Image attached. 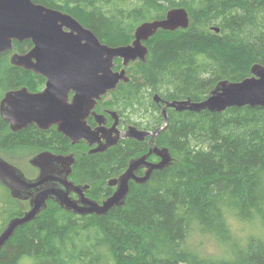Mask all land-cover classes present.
<instances>
[{
  "label": "trees",
  "instance_id": "trees-1",
  "mask_svg": "<svg viewBox=\"0 0 264 264\" xmlns=\"http://www.w3.org/2000/svg\"><path fill=\"white\" fill-rule=\"evenodd\" d=\"M34 1L72 14L111 46L130 43L141 23L164 18L171 8L188 10L189 27L159 30L150 39L147 62L132 64L131 80L114 93L116 108L151 130L165 123L155 94L200 101L219 81L243 80L254 64L264 65V0ZM30 46L15 43L16 50ZM35 79L0 54V99L12 88L36 89ZM167 115L157 142L170 148V166L134 184L123 206L100 216L50 204L18 228L0 252V264H264V238L248 235L246 227L264 220V106L220 113L167 108ZM53 143L67 147L64 137L34 126L14 133L0 116V150ZM143 146L126 140L105 154L82 158L78 167L105 180ZM1 201L6 217L25 210L8 190ZM193 234L209 236L223 254L198 251Z\"/></svg>",
  "mask_w": 264,
  "mask_h": 264
},
{
  "label": "water",
  "instance_id": "water-1",
  "mask_svg": "<svg viewBox=\"0 0 264 264\" xmlns=\"http://www.w3.org/2000/svg\"><path fill=\"white\" fill-rule=\"evenodd\" d=\"M191 22L185 7L171 8L164 18L141 23L135 30L132 43L111 46L71 14L48 7L34 0H0V54L14 49V40H32L35 46L25 54L15 53L13 65L33 70L44 75L47 87L40 93H31L27 88L9 91L0 103L1 116L10 123L13 131L37 123L41 128L59 125V130L70 136L74 143L85 136L93 144L98 142L97 133H90L85 118L109 90L116 88L121 80L128 81L126 70L114 71V59L121 58L127 65L138 58L146 62L148 47L145 44L159 30L186 29ZM65 28L70 29L66 31ZM219 32V27H212ZM35 59V61H34ZM74 90L72 103L66 101ZM159 100L160 96L156 95ZM264 106V65L256 63L251 75L243 80L223 79L200 101L191 98L167 101L164 108L165 123L154 133L131 128L128 136L143 140L146 135L156 138L168 122L167 108L177 111L205 110L220 113L230 107ZM117 138L109 140L101 148L116 144ZM161 158L158 162L148 160L152 154ZM73 157L43 152L31 159L40 173L36 179H28L15 165L0 155V182L5 184L14 198L30 201V208L9 220L0 233V252L14 236L19 227L36 220L53 200L60 207L75 214L103 215L116 206H123L130 194V181L147 183L156 170L170 166L174 156L168 146L155 145L147 154L131 160L127 170L114 179L118 185L113 196L102 204L84 196L87 186L75 185L68 180L72 171ZM146 168L145 174L136 171ZM79 192L80 200L70 197Z\"/></svg>",
  "mask_w": 264,
  "mask_h": 264
},
{
  "label": "flooded vegetation",
  "instance_id": "flooded-vegetation-1",
  "mask_svg": "<svg viewBox=\"0 0 264 264\" xmlns=\"http://www.w3.org/2000/svg\"><path fill=\"white\" fill-rule=\"evenodd\" d=\"M48 7H50V6H48ZM52 8H54V7H52ZM56 9H58V8H56ZM59 10H61V9H59ZM66 13H68V12H66ZM73 17H75V16H73ZM77 20H79V19H77ZM84 26L86 28H89L86 25H84ZM89 29H91V28H89ZM65 30L69 31L70 29L65 28ZM133 40H134V38H133ZM133 40L130 43H132ZM27 41L31 42V46L29 47V49L22 50V51L15 49V43L22 44V43H25ZM149 42H150V40L145 43L147 45V47H148V53H147L146 58L148 57L149 52H150ZM130 43H127V44H130ZM13 44H14V49L12 51L1 53V54H8L9 61H10L11 64H12L11 57L15 53H19V54L28 53L35 46V44L33 43L32 40H25V41L14 40ZM127 44H124V45H127ZM119 46H121V45H119ZM117 60H120L121 63L118 64ZM34 61H35V59H34ZM137 62L146 63L147 60H146V62H143V61H141L138 58L137 60L131 61L127 65H125L121 58H115L114 59V67H113L114 71L117 72V71H121L122 69H125L129 80L128 81L121 80L118 83V85L116 86V88H114L112 90H109L105 95H102L100 99H96L95 106L92 108V110L90 111L88 116L85 118L86 125L89 128L88 131L90 133L91 132L92 133H97L96 136H97V138H99L98 142H95V143L92 144L90 142V140H88L85 136H82V138H80V140L78 142L74 143L70 136H67L65 133H63L62 131L59 130V125L58 124H53L49 128H44L43 129V128L39 127L37 125V123H32V124H29L27 127L23 128L21 130L13 131L12 128H11L10 123L8 121H6L1 116V112H0L1 118L9 125L10 130L12 132H14V133H18L20 131L26 130L30 126H34L37 129H39L40 131H43V132H46V133L59 134L60 136L64 137L66 139V141H67V147L65 149H59L53 143L51 145H45V146L34 145V144H33V146L32 145H22V146H18L16 148V150L32 149L33 152H34L32 158H34L36 155L41 154L43 152H51L52 154H55V155L73 157L75 161L72 163V166H71L72 167V171H71V173L68 176V180L70 182H74L75 185L87 186L86 189L84 190V196L87 197V198L93 199V200L97 201L98 203L102 204L105 200H107L108 198L113 196L114 192L116 191V189L118 187V185H114L113 181H114V179L118 180L120 178V176L127 170V168L130 165L131 160H133L135 158H139V157L147 154L152 148H154L155 145H158L159 147H165V145L161 146L157 142V139H158V136H159L160 133L158 134L157 138L153 134H149V135H146V137L143 140H139V139H137L135 137L128 136V133L130 132L131 128H133V127H135L137 130H140V131H143V132H150V133H154L160 127H157L156 129L151 130L145 124L136 123L134 121H131V120L127 119L116 108V106L114 104L113 97H114L115 91H117V89L120 87V85H122L124 83H128L131 80L129 68H130V66L132 64L137 63ZM14 66H16V65H14ZM16 67H19V66H16ZM19 68H22L24 70L30 71L36 77L35 80H36L37 84H39V85L36 87V89H30L28 86L23 85V86L18 87V88H12V89L6 91V93L9 92V91L18 90V89H22V88H27L28 91L31 92V93H40V92L45 90V88L47 87L48 79L44 75L37 74L35 71L28 70V69H25L23 67H19ZM6 93L4 94V96L6 95ZM75 93L76 92L74 90H71L68 93V97L66 99V101L68 103H72L73 102ZM156 95H158V94L154 95V100L157 103H159V104L163 103L162 112L164 113V108L166 107V102L167 101H174V100L162 99L161 97H160L159 100H157L156 99ZM4 96L0 99V103H1V100L4 98ZM168 108H172V107H168ZM116 138H117L116 144L109 145L105 149L101 148V146L104 147L108 143L109 140H114ZM126 140H132V141H134L136 143H141L142 145H144L143 146L144 151H140L138 153H135V154L131 155L129 157L128 161H127L126 166L124 168H122V170H120V172L117 173L116 175H114V173H112L105 180H97V179L91 178V176L84 169H81V168L78 167L79 161L82 158H85V157H88V156L99 155V154H105L109 150H111L112 148L116 147L120 142H124ZM31 159L29 160L30 164H31V162H30ZM148 160L152 161V162H158V161L161 160V158L153 153L152 155H150L148 157ZM10 163H12V162H10ZM12 164L15 165L14 163H12ZM15 166L23 172V174L25 175L26 178H28L30 180L31 179H36L39 176L40 171L34 165H32V167L37 170V174L34 177L28 176L24 172L23 169L19 168L17 165H15ZM145 171H146V168H142V169L137 170L135 173H136L137 176H142V175L145 174ZM134 184H138V183L135 180H131L130 181V192H131V187ZM139 185H141V184H139ZM0 186L3 187V189L5 191L8 190L10 192V195L12 196L10 189L5 184L0 182ZM81 195L82 194H80L79 192H75V191H72L70 193V197L73 198L74 200H80L81 199ZM14 199H17V198H14ZM20 201L28 202L29 205H30V201L29 200L20 199ZM50 204H57V203L54 202L53 200H48V206ZM27 210H24L23 213L25 211H27ZM86 215H88V214H86Z\"/></svg>",
  "mask_w": 264,
  "mask_h": 264
},
{
  "label": "rangeland",
  "instance_id": "rangeland-1",
  "mask_svg": "<svg viewBox=\"0 0 264 264\" xmlns=\"http://www.w3.org/2000/svg\"><path fill=\"white\" fill-rule=\"evenodd\" d=\"M33 150L32 149H25V150H14V151H6V150H0V155H2L6 160L14 163L19 168L23 169L24 172L31 177L36 176L37 170L32 167V165L29 163V160L33 157ZM4 194L3 187L0 186V197ZM16 200V199H15ZM19 202V207L23 206L25 210L30 208V205L28 202L20 201V199H17ZM0 207H3V201L0 202ZM16 205V204H15ZM0 211V220L6 219L5 223L11 218L12 215L5 216V213H1ZM5 223L0 221V228H4ZM4 224V225H3ZM3 229H1L2 231ZM0 231V232H1ZM190 241L192 242V245L195 249L198 251L203 252L204 254L210 255V256H220L223 254V251L221 247L209 236H202L198 234H193L190 238Z\"/></svg>",
  "mask_w": 264,
  "mask_h": 264
},
{
  "label": "clouds",
  "instance_id": "clouds-1",
  "mask_svg": "<svg viewBox=\"0 0 264 264\" xmlns=\"http://www.w3.org/2000/svg\"><path fill=\"white\" fill-rule=\"evenodd\" d=\"M246 227L249 228L248 235L264 238V220H257L251 224H246ZM237 236L238 238H241L242 242H244L241 234L237 233Z\"/></svg>",
  "mask_w": 264,
  "mask_h": 264
}]
</instances>
